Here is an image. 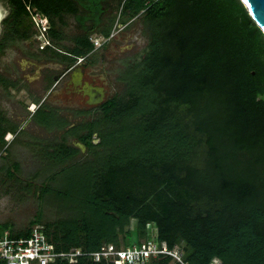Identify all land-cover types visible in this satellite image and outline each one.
<instances>
[{
    "label": "trees",
    "instance_id": "16d2710c",
    "mask_svg": "<svg viewBox=\"0 0 264 264\" xmlns=\"http://www.w3.org/2000/svg\"><path fill=\"white\" fill-rule=\"evenodd\" d=\"M125 12L141 13L146 53L128 68L124 94L70 130H87L79 139L96 158L73 164L87 169V186L77 197L59 191L69 215L45 223L47 236L58 251L95 252L119 247L121 234L140 246L154 233L160 247L183 245L187 264H264V32L242 0H127ZM78 42V54L94 47ZM80 151L63 142L52 155Z\"/></svg>",
    "mask_w": 264,
    "mask_h": 264
},
{
    "label": "flooded vegetation",
    "instance_id": "af4514ba",
    "mask_svg": "<svg viewBox=\"0 0 264 264\" xmlns=\"http://www.w3.org/2000/svg\"><path fill=\"white\" fill-rule=\"evenodd\" d=\"M51 1V8L43 10L32 0H0V65L20 67L19 72L10 67V71L8 68L3 71L0 67V146L5 153L1 156L3 158H6L7 148L18 136V130L22 131L29 119L20 117L19 123L14 124L5 106L9 104L6 96L14 94L21 105L30 107L31 118L38 124L45 127L65 124V133L75 135L69 133L70 130L81 126L65 123L59 107L75 108L80 105L62 104L55 99L59 83L65 79L66 96L72 93L80 99L84 97L85 106H102L107 101L105 91L102 99L98 91L103 87L95 77L88 79V76H98L91 73L94 70H89L94 67V55L100 50L105 52L101 60L108 59L109 52H121L123 47L129 50L138 43L133 29L141 14L130 16L125 12L127 0ZM93 38H98L97 46ZM78 39L89 40L94 45L93 49L83 54L76 53L75 49L82 47ZM25 66L34 67L36 72L27 74ZM44 83L48 86L46 89ZM23 91L27 92L24 99L20 97ZM36 96L40 97L38 101ZM47 101L50 105H45ZM41 111L48 112V116L39 117ZM82 111L87 112V107ZM52 117L55 119L52 120ZM13 128H16L15 132ZM77 132L82 136L87 130Z\"/></svg>",
    "mask_w": 264,
    "mask_h": 264
},
{
    "label": "rangeland",
    "instance_id": "374dc122",
    "mask_svg": "<svg viewBox=\"0 0 264 264\" xmlns=\"http://www.w3.org/2000/svg\"><path fill=\"white\" fill-rule=\"evenodd\" d=\"M141 16L136 21L133 29L136 31L138 43L132 49L128 50L123 47V52L119 50L114 54L109 52V58L104 60H101V56L105 52L101 53L102 51L99 50L94 55V58L96 57V60L93 61L94 67L89 70H94V73H91L98 74V76H88V79L94 77L97 79L96 81L105 91L104 97L107 100L115 95L124 94L127 88L126 78L130 75V72L127 71L128 68L140 62L146 53L148 37L144 32ZM0 67L4 69L3 71L10 67L16 72H19L20 68L19 65H0ZM25 67V71L29 75H33L36 72L34 67ZM64 81L65 79L57 86L58 92L54 96L55 99L62 104L75 105L78 103L80 105L75 108L63 105V107H59L65 123L85 126L87 122L97 120L102 116V106H85L84 97L80 99L79 96L72 93L66 96V90H64L63 86ZM43 86L44 89L48 87L45 83ZM26 91L29 92V89L26 88ZM26 93L24 91L21 92L20 97L24 99L27 95ZM36 98V101L40 99L38 96ZM6 99L9 104L5 106L7 111L11 113L14 124H18L21 118H25V116L26 119H29L25 123L23 130H18V136L7 148L8 154L4 156L6 158L1 157L5 153L0 146V235L5 230L14 234L24 232L35 225L31 221L36 218H40V223L44 226L47 222L69 215V201L64 196H60L59 191L66 189L71 191L72 197L79 196L80 189L87 186V169L73 164L95 161L96 158L94 149L90 151L85 147L83 150L81 147L76 146L81 148L77 155L66 158L67 160L56 159L52 152L57 150L58 145L61 142L67 145H76L79 143L77 136L66 134L65 124L59 127H45L41 123L38 124L31 118L30 107L21 105L16 95L9 94ZM27 101L30 103L29 99ZM45 105H50V103L47 101ZM84 107H87V112L82 111ZM40 113H42V116L39 115V117L46 118L48 116L46 111H41ZM52 118V120L55 119L54 117ZM12 131L15 132L16 128H13ZM93 137L94 143L97 144L100 141L98 133H94ZM64 168L66 169L63 170ZM136 225L137 220L131 219L128 229L133 230ZM151 236L153 239L154 233H151ZM141 240L143 242L147 238H142ZM125 243L124 234H121L118 248H126ZM182 247L183 245L177 246L175 250L182 254ZM172 264L176 263L172 261Z\"/></svg>",
    "mask_w": 264,
    "mask_h": 264
},
{
    "label": "built area",
    "instance_id": "2783aa9c",
    "mask_svg": "<svg viewBox=\"0 0 264 264\" xmlns=\"http://www.w3.org/2000/svg\"><path fill=\"white\" fill-rule=\"evenodd\" d=\"M93 43L97 46L98 38H93ZM159 254L171 255L176 264H187L180 252L160 247L153 240H145L140 246L126 248L104 244L98 251L86 252L82 248L58 251L42 224H35L27 236H18L8 230L0 235V264H52L57 261L77 263L81 256H90L95 261L105 258L119 264H147Z\"/></svg>",
    "mask_w": 264,
    "mask_h": 264
},
{
    "label": "water",
    "instance_id": "95a60500",
    "mask_svg": "<svg viewBox=\"0 0 264 264\" xmlns=\"http://www.w3.org/2000/svg\"><path fill=\"white\" fill-rule=\"evenodd\" d=\"M242 1L246 5L252 19L256 22V24L264 32V0H242ZM67 69H69V68H67ZM98 92H101L99 95V97L101 98L103 96V93H104L103 89L100 88V90ZM101 99H100V101H101ZM94 102H96V101H94ZM97 102H99V100H97ZM76 146L81 147L83 150L85 149V145L80 143V142L78 144H76Z\"/></svg>",
    "mask_w": 264,
    "mask_h": 264
}]
</instances>
